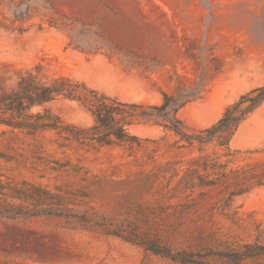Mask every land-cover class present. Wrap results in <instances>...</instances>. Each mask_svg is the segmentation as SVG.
I'll return each instance as SVG.
<instances>
[{
	"label": "rangeland",
	"instance_id": "obj_1",
	"mask_svg": "<svg viewBox=\"0 0 264 264\" xmlns=\"http://www.w3.org/2000/svg\"><path fill=\"white\" fill-rule=\"evenodd\" d=\"M37 63L47 75L84 81L123 101L179 97L176 116L195 133L264 85V0H0V90ZM46 106L65 122L93 123L88 103L60 97ZM164 124L133 125L141 146L63 148L54 130L30 135L0 124V172L49 189H84L82 208L130 220L210 264H264V254L239 261L220 254L264 244V186L231 200L218 188H190L204 173L200 155L226 150L211 143L201 152ZM230 146L233 155L220 157L228 168L264 160V101ZM0 264L182 263L57 218L0 217Z\"/></svg>",
	"mask_w": 264,
	"mask_h": 264
},
{
	"label": "trees",
	"instance_id": "obj_2",
	"mask_svg": "<svg viewBox=\"0 0 264 264\" xmlns=\"http://www.w3.org/2000/svg\"><path fill=\"white\" fill-rule=\"evenodd\" d=\"M44 65L37 63L26 70L8 89L0 90V124L12 130L35 135L54 130L62 142L60 148L70 142L88 146L128 145L141 146V137L132 132L135 124L161 119L165 127L174 130L189 145L198 143L201 152L211 143L225 148L216 156L202 154L204 173L197 172V181L189 183L190 188L212 187L228 193V200L256 187L264 186V160L238 168H228L220 160L222 155H233L230 141L240 124L264 101V85L257 87L229 105L223 115L210 127L195 133L184 130L183 122L176 116L182 106L179 97L165 92L161 104H145L123 101L118 97L90 88L84 81L66 75L50 76L44 73ZM60 97L88 103L93 117L90 126L83 127L65 122L46 105ZM65 164L53 169L61 170ZM0 172V217L28 220L35 217L57 218L64 226L85 229L106 235L117 236L129 242L138 243L146 250L165 256L182 264H210L195 258L193 252L173 248L161 238L146 234L130 220L107 216L91 208H82V200L89 194L84 189L73 190L56 186L49 189L27 180L18 181ZM204 197L206 192L201 191ZM196 204V200H192ZM222 256L233 255L236 261L264 254V244H245L243 251L221 252Z\"/></svg>",
	"mask_w": 264,
	"mask_h": 264
}]
</instances>
